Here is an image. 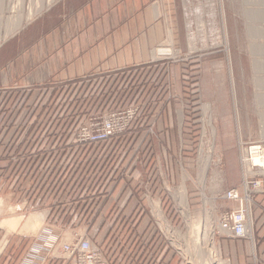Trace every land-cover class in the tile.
<instances>
[{
  "label": "crops",
  "instance_id": "0c3cea01",
  "mask_svg": "<svg viewBox=\"0 0 264 264\" xmlns=\"http://www.w3.org/2000/svg\"><path fill=\"white\" fill-rule=\"evenodd\" d=\"M224 1L0 0V25H8V32L10 26H21L0 44V90H29L153 63H163L172 74L171 83L178 86L182 64L158 58V48H167L171 38L174 42H188L193 29L190 19L195 17L196 24L203 25L206 8L216 10L212 13L214 19L218 20L221 13L228 19L233 5L232 1ZM190 9L196 12L190 13ZM186 45H178L182 53L187 50ZM200 53L187 52L184 56L197 58ZM152 119L158 121L159 133L166 134L164 124H170L172 130L171 113H158ZM134 163L137 168L129 180H133L134 186L143 181L149 187L141 188L139 193L135 188L133 192L118 191L111 195L105 216L101 214L83 228L64 229L84 232L107 257L113 249L111 231L116 229L111 230L115 220L109 223L106 217L116 206L118 211L110 218L121 213L126 218L127 228L116 236L120 235L119 242L124 244L133 236L125 252L134 264H178L171 238L154 218L157 215L152 203L157 198V188L151 185L156 184L155 179L142 175L153 163ZM127 182L123 180L121 184ZM23 197L21 193H8L6 179H0V264H70L62 251V242L47 232L55 231V226L47 224L51 210L38 207L29 211L30 202ZM245 206L251 237L221 238L222 255L230 264H264V194H250ZM170 213L163 212L166 220ZM32 215L46 224L39 235L27 232ZM17 217L22 220L12 219ZM10 221L16 223L14 229L10 228ZM2 222H6L4 226ZM165 228L169 230L168 226Z\"/></svg>",
  "mask_w": 264,
  "mask_h": 264
},
{
  "label": "rangeland",
  "instance_id": "374dc122",
  "mask_svg": "<svg viewBox=\"0 0 264 264\" xmlns=\"http://www.w3.org/2000/svg\"><path fill=\"white\" fill-rule=\"evenodd\" d=\"M229 1H232L233 8L228 19L222 13L218 20L214 19L212 13L216 10L206 8L203 25H197L195 17L190 19L193 29L189 33L188 42H174L171 38L169 47L158 48V58H167L170 62L182 64L178 86L175 81L174 85L171 83L172 74L168 71L167 94L163 100L154 102L152 106L151 118H156L158 113L172 114L173 131L170 124H164L162 129L168 133H159L158 121L152 119L145 136L134 153H131L129 164L119 176V179L122 178L132 163L136 165L135 161L144 165L153 163L150 170H143L142 175L144 178L155 179L153 182L156 184L151 185V188H157V198L152 203L155 214L157 204L162 214L165 210L171 212L167 220L163 214L166 223L158 216L156 218L172 240L174 258H177L178 264H204L209 255L205 251L208 256L202 257L200 249L206 248L208 233L211 232L220 253L222 262L219 264H230L222 255L219 241L225 237L219 235L218 226L221 215L237 210L239 205L227 200L225 196L229 191L237 190L245 205L250 194H264V168L253 162L252 157L254 148H261L264 153V0ZM192 11L196 12V9H190V13ZM7 30L8 25H0L1 38ZM180 44H187V50L183 53L178 46ZM198 51L201 52V57L184 56L187 52ZM33 93L31 97L35 98L38 92ZM131 108H138L139 112L140 106L109 109L87 115L74 133L72 144L80 145L75 142L79 139L77 134L91 118L106 112ZM128 132L116 138L125 137ZM146 140L155 145L152 152L141 149ZM209 156L212 158L203 187L202 168L204 159ZM130 177H134V174H128L127 178ZM252 182L262 183L259 188L261 192L254 185H250L249 192L247 186ZM142 183L143 181L133 187L136 192H142L141 188L149 187ZM31 186L28 182L27 187ZM9 192L16 193L8 186ZM185 197L189 206L188 213L183 208ZM31 204L29 211L38 208ZM41 208L52 210L51 206ZM8 210L13 212L14 209L8 206ZM105 210L102 211L103 215ZM116 216H107L106 219L111 223ZM71 218L69 214L63 224L59 225L47 220V224L55 226L53 233L51 230L47 232L59 238L62 242L61 248L81 238H89L84 232L65 231L88 226H68ZM12 219L22 220V217ZM4 223L6 222H2L1 226ZM45 226L44 223L39 231L29 234L39 235ZM194 226L200 230L198 240L192 233ZM111 233L113 239L117 233Z\"/></svg>",
  "mask_w": 264,
  "mask_h": 264
},
{
  "label": "trees",
  "instance_id": "16d2710c",
  "mask_svg": "<svg viewBox=\"0 0 264 264\" xmlns=\"http://www.w3.org/2000/svg\"><path fill=\"white\" fill-rule=\"evenodd\" d=\"M168 74L163 63H153L31 91L0 90V178L34 206H51L49 223L63 224L70 214L68 226L91 225L112 194L133 192V180L127 176L135 173L136 165L132 163L119 176L150 127L153 103L167 94ZM33 92H38L35 98ZM137 105L139 112L125 137L72 144L87 115ZM145 147L152 152L154 144L146 140L141 149ZM123 180L128 182L123 185ZM117 211L114 207L109 216ZM113 220L116 233L128 226L122 213ZM119 236L113 237L109 261L134 264L125 252L133 236L126 244L119 242Z\"/></svg>",
  "mask_w": 264,
  "mask_h": 264
},
{
  "label": "built area",
  "instance_id": "2783aa9c",
  "mask_svg": "<svg viewBox=\"0 0 264 264\" xmlns=\"http://www.w3.org/2000/svg\"><path fill=\"white\" fill-rule=\"evenodd\" d=\"M138 108H131L122 111H111L91 118L88 124L79 130L76 144H98L104 143L113 138L125 135L130 125L136 120ZM78 142V143H77ZM250 185H254L259 192L261 182L250 183L247 188L250 192ZM225 198L238 203L237 210L223 213L219 220V235L228 239H249L251 232L248 227V209L244 205L242 197L237 190L229 191ZM155 220L156 217H154ZM159 225V221H156ZM159 227V226H158ZM64 254L68 256L70 264H111L102 250L89 238H81L62 247Z\"/></svg>",
  "mask_w": 264,
  "mask_h": 264
},
{
  "label": "bare ground",
  "instance_id": "6f19581e",
  "mask_svg": "<svg viewBox=\"0 0 264 264\" xmlns=\"http://www.w3.org/2000/svg\"><path fill=\"white\" fill-rule=\"evenodd\" d=\"M34 12V11H33ZM31 18V17H30ZM20 24V23H19ZM11 27V26H10ZM21 26L19 25H17V26H13L11 29H10V31L9 32H7L6 31V34H5V36L3 37V38H1L0 39V44H1V42L3 41V40H5L7 37H8V35H11V33L12 32H16V30H18L19 28H20ZM169 47V46H168ZM172 50V49H171ZM173 53V52H172ZM169 56V55H168ZM206 110V109H205ZM207 124V123H206ZM205 152H207V151H205ZM205 156V155H204ZM252 157H253V162H255L256 164H261V166L264 168V153H263V151L261 150V148H254V149H252ZM211 156H209L208 158H205L204 159V167L202 168V170H203V174H202V181H201V184L203 185V187H205V184H206V176H205V174H206V172H207V170H208V168H209V165H210V162H211ZM184 195V194H183ZM181 196V195H180ZM179 196V197H180ZM186 196V195H185ZM178 197V198H179ZM184 197V196H183ZM181 198V197H180ZM182 199H184V198H182ZM156 203V202H155ZM188 204H187V201H186V197H185V200H184V202H183V208H184V211L186 212V213H188ZM185 213V214H186ZM156 215L162 220V221H164L165 223H166V220L164 219V217H163V214L161 213V211H160V209H159V206H158V204H157V208H156ZM163 222V223H164ZM8 224H11L10 226V228L11 229H14V227H15V222H13V221H10V222H8ZM29 224H30V227H28V229H27V232L28 233H30L29 231H32L33 233H35V232H37V231H39L40 230V228H42V226L44 225V223H43V220H42V218H40V217H31L30 218V220H29ZM167 225V224H166ZM196 226V225H195ZM195 226H194V230H192V233H194V236H195V239H199V237H200V233L198 232V231H200L199 230V227H197V228H195ZM192 229V228H191ZM191 232V231H190ZM208 242H207V246H206V248H204V249H200V254H201V256L202 257H205L206 256V252L208 253V258H207V256H206V258L207 259H205L204 261V264H216L217 262H218V264H219V262L221 261V259H220V253H219V250H218V247L216 246V244H215V241H214V235H213V233L211 232L210 234L208 233ZM197 240H195V241H197ZM199 248V247H198ZM206 251V252H205ZM203 259V258H202ZM222 262V261H221Z\"/></svg>",
  "mask_w": 264,
  "mask_h": 264
}]
</instances>
